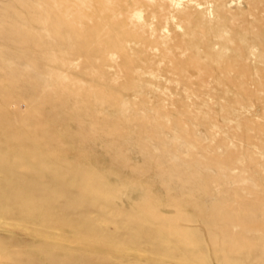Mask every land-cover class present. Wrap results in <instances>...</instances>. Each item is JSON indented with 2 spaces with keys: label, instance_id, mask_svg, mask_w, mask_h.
Wrapping results in <instances>:
<instances>
[{
  "label": "rangeland",
  "instance_id": "obj_1",
  "mask_svg": "<svg viewBox=\"0 0 264 264\" xmlns=\"http://www.w3.org/2000/svg\"><path fill=\"white\" fill-rule=\"evenodd\" d=\"M0 264H264V0H0Z\"/></svg>",
  "mask_w": 264,
  "mask_h": 264
},
{
  "label": "bare ground",
  "instance_id": "obj_2",
  "mask_svg": "<svg viewBox=\"0 0 264 264\" xmlns=\"http://www.w3.org/2000/svg\"><path fill=\"white\" fill-rule=\"evenodd\" d=\"M224 262H226V263H227L228 261H227L226 259H224Z\"/></svg>",
  "mask_w": 264,
  "mask_h": 264
}]
</instances>
